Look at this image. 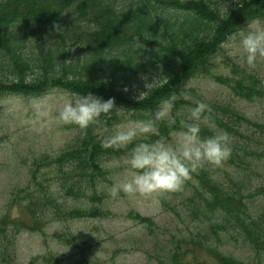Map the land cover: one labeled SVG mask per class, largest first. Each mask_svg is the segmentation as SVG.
<instances>
[{
  "label": "trees",
  "instance_id": "obj_1",
  "mask_svg": "<svg viewBox=\"0 0 264 264\" xmlns=\"http://www.w3.org/2000/svg\"><path fill=\"white\" fill-rule=\"evenodd\" d=\"M254 19L264 23V0H0V98L39 97L57 88L81 95L91 92L105 100L113 97L115 106L122 108L119 114L114 110L101 114L86 129L76 125L79 133L72 144L35 164L34 177L43 165L53 167L61 195L80 204L66 208L44 192L34 198L40 210L39 216L34 212V225L16 220L12 234L34 230L49 209L57 220L107 215L98 206L82 207L81 199L90 193V200L101 203L98 183L111 176L108 161L126 157L132 145L104 148L102 141L116 124L128 117L148 119L163 99L175 94L176 123L158 122L159 135L172 137L195 106L193 101H202L208 109L200 135L227 132L231 154L223 164L235 168L229 176L231 186L216 177L211 164L190 173L184 182L189 192L186 218L195 223L188 240L214 255L215 264H249L216 245L227 236L242 237L264 255V209L252 210L245 201L246 191L253 187L248 172H254L264 157V118L255 120L193 85L208 77L240 99H264V78L255 69L229 62L222 47L231 33ZM81 20L95 23L97 29H82ZM221 55L227 73L217 71ZM142 77L147 82L155 77L157 83L138 102L134 97L144 90ZM135 217L153 223L150 217ZM8 238L5 234L0 241V264H17L15 245ZM188 250L176 244L158 258V264H209L192 261Z\"/></svg>",
  "mask_w": 264,
  "mask_h": 264
},
{
  "label": "rangeland",
  "instance_id": "obj_2",
  "mask_svg": "<svg viewBox=\"0 0 264 264\" xmlns=\"http://www.w3.org/2000/svg\"><path fill=\"white\" fill-rule=\"evenodd\" d=\"M224 55L230 57L225 49ZM230 58L229 62H236ZM223 59L222 55L218 57L217 71L227 73L229 68H225ZM249 69L257 70L264 78V60ZM193 85L204 91L208 98L224 100L247 116L263 121L264 99H240L208 77L197 79ZM67 94L70 93L56 88L39 97L8 95L0 98V241L4 240L5 234L9 236L11 244L15 245L16 263L74 264L88 260L91 264H158L161 255L179 244L183 251L190 249L189 259L192 261L198 259L215 264L217 259L214 255L188 240L189 230L195 231V223L186 218L185 201L189 192L184 184L176 191L147 195L120 192L115 197L110 195L113 179H121L125 174L126 157L108 161L111 176L105 182L101 180L98 183L102 195L100 204L99 201L90 200V193L81 199L82 207L98 206L107 211V215L57 220L49 209L45 220L34 226V230L24 229L12 234L16 220L34 225V212L37 211V216L40 213L34 198L44 192L66 208L80 204L74 198L65 199L61 195L53 167L43 165L36 176L33 175L37 161L46 156L56 157L74 142L79 133L76 125L55 119ZM37 99L50 112L47 120L35 116L33 103ZM128 121L134 120L128 117L119 124ZM211 167L217 169L216 177L224 185L233 184L229 180V176L235 172L233 166L222 164ZM248 178L252 180L253 187L246 191L245 201L252 210L264 209V157H261L254 172H248ZM39 182L43 185L40 186ZM135 214L150 217L153 223L141 222ZM1 229H5V234L1 233ZM216 245L246 263L257 264L262 259L261 264H264V255L259 256L249 244L244 243L242 237L236 239L227 236Z\"/></svg>",
  "mask_w": 264,
  "mask_h": 264
},
{
  "label": "clouds",
  "instance_id": "obj_3",
  "mask_svg": "<svg viewBox=\"0 0 264 264\" xmlns=\"http://www.w3.org/2000/svg\"><path fill=\"white\" fill-rule=\"evenodd\" d=\"M79 23L86 31L97 29L95 23L87 20H81ZM222 47L226 54L241 66L255 67L259 61L264 60V24L255 19L248 22L238 31L231 33ZM142 79L146 81L145 77ZM156 83L155 77L152 82L146 81L144 90L138 91L134 99L138 102L146 99ZM123 91H128L127 86ZM176 99L175 94L163 99L148 119L116 124L102 141L104 148L132 145L126 154L125 174L121 179H113L109 188L111 196L115 197L120 192L126 195H147L176 191L190 178V173L204 164L220 167L229 158L231 147L227 132L219 130L211 136L200 135L201 125L207 123L203 114L208 109V105L202 101H193L195 106L190 107L188 115L180 120L179 130L172 137L159 135L158 122L166 121L169 125L176 123V117L172 113ZM33 107L37 119L49 118L50 112L43 107L41 100H35ZM113 110L117 114L122 110L115 106L113 97L105 100L91 92L84 95L73 92L67 94L55 119L86 129L95 123L101 114H110ZM151 136L158 138L150 141Z\"/></svg>",
  "mask_w": 264,
  "mask_h": 264
}]
</instances>
